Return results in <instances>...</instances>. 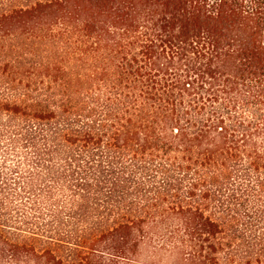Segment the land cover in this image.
<instances>
[{
	"label": "trees",
	"instance_id": "1",
	"mask_svg": "<svg viewBox=\"0 0 264 264\" xmlns=\"http://www.w3.org/2000/svg\"><path fill=\"white\" fill-rule=\"evenodd\" d=\"M0 264H264V0H0Z\"/></svg>",
	"mask_w": 264,
	"mask_h": 264
}]
</instances>
